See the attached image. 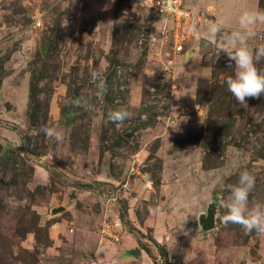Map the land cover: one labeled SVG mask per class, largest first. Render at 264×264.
Instances as JSON below:
<instances>
[{"label":"rangeland","instance_id":"1","mask_svg":"<svg viewBox=\"0 0 264 264\" xmlns=\"http://www.w3.org/2000/svg\"><path fill=\"white\" fill-rule=\"evenodd\" d=\"M137 1L0 0V264H264V0Z\"/></svg>","mask_w":264,"mask_h":264},{"label":"built area","instance_id":"2","mask_svg":"<svg viewBox=\"0 0 264 264\" xmlns=\"http://www.w3.org/2000/svg\"><path fill=\"white\" fill-rule=\"evenodd\" d=\"M139 7L156 14L163 15L171 21L172 49H183L186 30L192 26H202L211 20L204 12H194L186 5L185 0H138ZM171 44V43H170Z\"/></svg>","mask_w":264,"mask_h":264},{"label":"crops","instance_id":"3","mask_svg":"<svg viewBox=\"0 0 264 264\" xmlns=\"http://www.w3.org/2000/svg\"><path fill=\"white\" fill-rule=\"evenodd\" d=\"M192 2L195 4L199 2L200 6H193L189 3V7H192L195 10H205L210 14H214V16H216V23L227 29L233 28L237 31L243 30L244 28H241L242 25L246 26V28H250L252 24L251 22L254 20L257 21L256 16L253 13V10L256 7V0L255 3L254 0H251L253 5L250 6L248 13H244L243 9L237 8L235 4L237 3V0H192ZM119 253H121V251ZM130 254L132 257L136 258V255H134L131 251Z\"/></svg>","mask_w":264,"mask_h":264},{"label":"water","instance_id":"4","mask_svg":"<svg viewBox=\"0 0 264 264\" xmlns=\"http://www.w3.org/2000/svg\"><path fill=\"white\" fill-rule=\"evenodd\" d=\"M215 217V208L210 206L207 208L206 214L205 215H201L199 217V223L201 225V227L205 230H208L210 228L214 227V220ZM134 255H137L138 253V249L132 250L131 251Z\"/></svg>","mask_w":264,"mask_h":264},{"label":"trees","instance_id":"5","mask_svg":"<svg viewBox=\"0 0 264 264\" xmlns=\"http://www.w3.org/2000/svg\"><path fill=\"white\" fill-rule=\"evenodd\" d=\"M145 245L144 247H142L147 253L150 251L148 246L146 244H143ZM156 245H159V244H156ZM161 255L163 256V264H169L168 260H167V253L165 250H162L161 251Z\"/></svg>","mask_w":264,"mask_h":264}]
</instances>
